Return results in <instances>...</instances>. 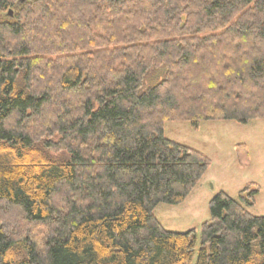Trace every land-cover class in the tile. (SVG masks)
<instances>
[{
  "label": "trees",
  "instance_id": "obj_1",
  "mask_svg": "<svg viewBox=\"0 0 264 264\" xmlns=\"http://www.w3.org/2000/svg\"><path fill=\"white\" fill-rule=\"evenodd\" d=\"M251 120L264 0H0V264H264L255 183L198 245L154 216L209 167L165 122Z\"/></svg>",
  "mask_w": 264,
  "mask_h": 264
},
{
  "label": "rangeland",
  "instance_id": "obj_2",
  "mask_svg": "<svg viewBox=\"0 0 264 264\" xmlns=\"http://www.w3.org/2000/svg\"><path fill=\"white\" fill-rule=\"evenodd\" d=\"M166 138L203 153L209 167L188 198L179 205L159 204L154 216L162 227L184 233L194 229L197 245L201 224L208 220V203L218 192L238 200V193L248 183L258 186L254 205L246 207L254 216H264V120L246 124L235 121H202L194 129L185 121L164 124ZM237 145L246 148V159L240 162Z\"/></svg>",
  "mask_w": 264,
  "mask_h": 264
},
{
  "label": "water",
  "instance_id": "obj_3",
  "mask_svg": "<svg viewBox=\"0 0 264 264\" xmlns=\"http://www.w3.org/2000/svg\"><path fill=\"white\" fill-rule=\"evenodd\" d=\"M25 0H20V2H24Z\"/></svg>",
  "mask_w": 264,
  "mask_h": 264
}]
</instances>
